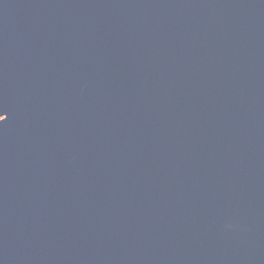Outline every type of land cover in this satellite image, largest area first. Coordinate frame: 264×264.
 I'll return each instance as SVG.
<instances>
[{
  "label": "water",
  "instance_id": "obj_1",
  "mask_svg": "<svg viewBox=\"0 0 264 264\" xmlns=\"http://www.w3.org/2000/svg\"><path fill=\"white\" fill-rule=\"evenodd\" d=\"M0 264H264V0H0Z\"/></svg>",
  "mask_w": 264,
  "mask_h": 264
},
{
  "label": "snow or ice",
  "instance_id": "obj_2",
  "mask_svg": "<svg viewBox=\"0 0 264 264\" xmlns=\"http://www.w3.org/2000/svg\"><path fill=\"white\" fill-rule=\"evenodd\" d=\"M6 119V116L3 114V112H0V122L4 121Z\"/></svg>",
  "mask_w": 264,
  "mask_h": 264
}]
</instances>
